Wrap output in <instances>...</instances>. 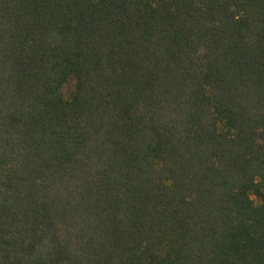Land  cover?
<instances>
[{
    "label": "trees",
    "instance_id": "obj_1",
    "mask_svg": "<svg viewBox=\"0 0 264 264\" xmlns=\"http://www.w3.org/2000/svg\"><path fill=\"white\" fill-rule=\"evenodd\" d=\"M0 264H264V0H0Z\"/></svg>",
    "mask_w": 264,
    "mask_h": 264
},
{
    "label": "rangeland",
    "instance_id": "obj_2",
    "mask_svg": "<svg viewBox=\"0 0 264 264\" xmlns=\"http://www.w3.org/2000/svg\"><path fill=\"white\" fill-rule=\"evenodd\" d=\"M255 200H256V198H255Z\"/></svg>",
    "mask_w": 264,
    "mask_h": 264
}]
</instances>
